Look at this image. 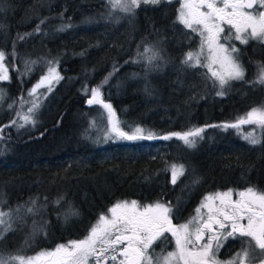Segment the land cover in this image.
<instances>
[{"label":"trees","instance_id":"obj_1","mask_svg":"<svg viewBox=\"0 0 264 264\" xmlns=\"http://www.w3.org/2000/svg\"><path fill=\"white\" fill-rule=\"evenodd\" d=\"M177 9L171 1L141 5L132 15L111 9L107 0H0V50L10 77L0 81V89L13 105L11 113L4 109L0 115V143L5 144L0 149V204L9 210L36 200L39 208L23 233L6 236L2 252L28 255L83 239L99 216L120 201L176 205L179 198V210L222 186L264 190V144H249L244 128L208 127L194 148L175 137L117 139L109 132L103 105L87 103L90 89L99 87L100 99L112 105L123 131L139 126L158 137L235 122L264 103V86L249 83L254 80L249 72L218 96L207 68L181 65L195 42L175 22ZM28 33L32 35L19 39ZM259 43L253 40L241 50L248 70L264 63ZM149 46L161 49L164 57L153 71H146L153 56L145 51ZM33 61L26 72L25 62ZM48 61L55 62L52 66L63 79L46 99L41 97L36 123L27 129L4 127L16 119V105L31 106H22L21 98L31 99L27 93L47 74ZM172 164L185 166L175 185ZM68 205L79 215L65 219ZM40 219L45 221L42 228L25 246Z\"/></svg>","mask_w":264,"mask_h":264},{"label":"snow or ice","instance_id":"obj_2","mask_svg":"<svg viewBox=\"0 0 264 264\" xmlns=\"http://www.w3.org/2000/svg\"><path fill=\"white\" fill-rule=\"evenodd\" d=\"M111 9L119 10L125 14L134 15L141 5H160L171 0H107ZM176 23L185 29L197 33L200 37V46L195 51L184 53L180 61L182 66L188 68L205 67L211 74L213 85L218 86V96L226 94V88L232 81L245 80V67L241 62V51L231 41H239L246 45L255 40L264 43V0H179ZM111 15V12L109 13ZM41 24L44 21L40 22ZM69 27V26H66ZM227 28V35L225 33ZM40 25L35 31L39 32ZM31 33L20 36L23 40ZM223 39V43L221 40ZM145 51H152L153 56L146 71H153L163 61L162 50L149 46ZM143 55V54H140ZM5 52L0 50V81H8L7 68L4 65ZM26 72H31L30 64L25 62ZM54 61H48V72L28 91L30 100L21 98V105L30 104L27 111L16 112L17 119H13L4 127L23 128L25 125L36 123L35 114L41 107V97L53 90L54 83L63 77L53 67ZM127 63V62H126ZM112 74H109V77ZM106 77L102 83H107ZM249 83L264 86V63L257 64V74ZM43 88L44 92L38 90ZM88 104L101 103L108 110L111 123L110 133L117 139H164L173 137L182 141L187 148H194L197 139L203 138L208 127L241 129L243 125L254 126L243 134V139L251 145L264 144V103L252 107L243 116L237 117L235 122H225L219 125H205L195 127L185 132H172L158 137L154 132H146L137 126L129 132L123 131L120 122L115 119V111L111 104L104 103L97 98L100 88H92ZM5 93L0 89V102ZM12 108L13 105H9ZM257 130L260 135H257ZM3 128H0V139H3ZM111 138L109 134H106ZM171 183L184 175L183 164L170 166ZM239 198L232 199L233 191L229 189L215 196H207L200 207L196 209L197 215L188 222L180 225L172 223L174 209L179 208V198L176 205L171 202L157 200L140 209L137 201H120L109 210V215L101 214L88 235L81 240H72L66 244H58L51 250H41L34 255L16 254L0 251V264H264V191L255 187H248L244 191L235 193ZM62 199V198H61ZM218 201V203H217ZM31 207L18 206L16 209L3 210L0 205V241L9 233L16 230L18 222L23 221L21 209L25 214H34L36 200L28 202ZM60 203V199L56 201ZM206 209V212H202ZM79 215L71 205L64 212L65 219ZM246 221V223H245ZM40 229L33 227V231L25 241L28 246ZM170 233L175 240V249L170 252L161 250L156 253L153 245L158 240L167 239ZM239 239L240 249L228 260L218 259V253L229 239Z\"/></svg>","mask_w":264,"mask_h":264},{"label":"flooded vegetation","instance_id":"obj_3","mask_svg":"<svg viewBox=\"0 0 264 264\" xmlns=\"http://www.w3.org/2000/svg\"><path fill=\"white\" fill-rule=\"evenodd\" d=\"M175 2L177 3L178 8H179V4H180L179 0H176ZM225 31H227V30L225 29ZM191 39L193 40L192 37H191ZM252 41H249V43L246 44V45L240 44L239 41H231L230 43H234L235 46L238 47L240 49V51H241L244 47L249 46L250 43H252ZM259 44L264 46V43L260 42ZM257 49H256V53L258 54ZM261 52L264 53V50L263 51H259V54H261ZM241 62L243 63V65L245 67V78H246V76L248 75V72H249L250 75L253 77V79H255L256 74H257V65L253 64V66H251L250 70H248V68L244 64V60L242 58V55H241ZM236 82H240V81H236ZM248 187H254V186H240V187H236V186H222L220 188H216V189H212L210 191H207V192L201 194L200 196H197L193 201L190 200L189 204L187 206H185V208L179 209L176 212L173 211L172 223L174 225L184 224V223L188 222V220H190L192 217L196 216L197 215L196 209L198 207H200L202 201H204L205 197H207V196H215V194H217V193H224V192H227L229 189H231L233 191L232 199L236 200L239 197L235 193L239 192V191H244ZM257 189L264 191L263 189H260V188H257ZM131 201H133V200H131ZM135 201L138 202L141 210H143L144 206H146L148 204H153L154 202H156L154 200L147 201V202H142L140 200H135ZM142 203H143V205H142ZM217 203H218V201H217ZM202 212H206V209H202ZM245 223H246V221H245ZM165 235H166L167 239L158 240L153 245V248L155 249L156 253H160L162 249L165 250V252H170V251H173L175 249V240H174V238L171 236L170 233H166ZM240 247H241V243H240L239 239L233 240V239L230 238L225 243L224 247H222L220 249V251L218 253V259H220L222 261H226V260L230 259L240 249ZM48 250H51V249H48ZM109 264H111V262H109ZM256 264H258V261L256 262Z\"/></svg>","mask_w":264,"mask_h":264},{"label":"rangeland","instance_id":"obj_4","mask_svg":"<svg viewBox=\"0 0 264 264\" xmlns=\"http://www.w3.org/2000/svg\"><path fill=\"white\" fill-rule=\"evenodd\" d=\"M171 1H176V0H171ZM180 3V2H179ZM179 7H180V4H179ZM261 10H264V9H261ZM187 31H189V33H191L192 34V38H193V41L195 42V50H197L198 48H199V46H200V37H199V35L197 34V33H193V32H191V30H188V29H186ZM226 30H227V28H226ZM222 35H227V31H225V33L224 34H222ZM221 43H223V39L221 40ZM194 50V51H195ZM4 65H5V67L7 68V66H6V63H5V61H4ZM208 70V69H207ZM7 71H8V75H9V70H8V68H7ZM2 89V88H1ZM3 91H4V89H3ZM4 93H5V96H4V99H3V101L2 102H0V115H2L3 113V110L5 109V110H7V111H10V113H11V110H12V108H9L8 106L10 105V103H7V102H5L6 101V92L4 91ZM101 98V95H99V97L97 98L98 100H101L100 99ZM103 101V100H102ZM104 102V101H103ZM105 103V102H104ZM11 105H12V103H11ZM16 107H17V109H16V111H15V113H14V118H16L17 120H18V122L19 123H23V121H21V120H19V118L18 117H16V112L17 111H21V110H23L24 112H26L27 111V109L25 108H21L20 107V105L18 104V105H16ZM28 108V107H27ZM106 111H107V113H108V110L106 109ZM11 116H12V114H10ZM108 117H109V115H108ZM9 124V122L6 124V125H8ZM109 125H110V128H111V123H110V119H109ZM25 127H26V129L28 128V126H26L25 125ZM253 127L254 126H250V125H243L242 126V128L241 129H243V130H247V131H251L252 129H253ZM4 132V131H3ZM258 132H260L259 130H257V134H259ZM4 146H5V144H2V143H0V149H3L4 150ZM125 201H128V200H125ZM0 202H3L2 201V199L0 200ZM129 202H131V201H129ZM0 205H3L2 203L0 204ZM142 205H143V203H142ZM28 207H31V206H28ZM39 208L38 207H36L35 206V213L34 214H25L24 212H23V209H21V216H23V221L22 222H18L17 223V225H16V230L14 231L17 235H20L21 233H23L24 232V230H25V228H26V225L27 224H29L28 223V221H30L29 220V216H30V219H31V217L32 216H34L35 214H37V210H38ZM3 210L4 211H8L7 209H5L4 207H3ZM104 215H109V212L108 213H105ZM42 222L44 223L45 221H42V219H40V220H38L37 221V223L35 224V225H33V227L35 226L37 229H41L42 227ZM32 230H33V228H32ZM88 235V234H87ZM86 235V236H87ZM49 239V238H48ZM64 244H66V243H64ZM7 246V239H6V237L2 240V241H0V251H2L3 249H5V248H7L6 247ZM37 253V252H36ZM35 253H32V254H28L29 256L30 255H34Z\"/></svg>","mask_w":264,"mask_h":264}]
</instances>
